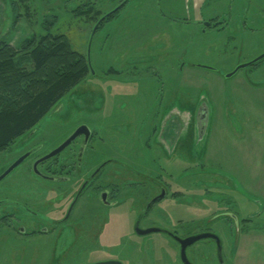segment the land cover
I'll list each match as a JSON object with an SVG mask.
<instances>
[{
  "label": "rangeland",
  "instance_id": "rangeland-1",
  "mask_svg": "<svg viewBox=\"0 0 264 264\" xmlns=\"http://www.w3.org/2000/svg\"><path fill=\"white\" fill-rule=\"evenodd\" d=\"M120 1L5 0L0 45L18 50L26 41L52 34L64 36L75 52L90 58V73L37 125L39 136L48 141L44 147L55 146L87 123L100 135L119 139V144H106L108 151L130 163L129 153L137 145L122 142L138 135L128 129L131 117L147 114L159 102L163 110L176 109L185 131L177 151L168 149L162 162L167 172L183 178L184 196L168 197L161 212L167 209V218H181L182 236L207 230L219 235L223 264H264V59L228 77L264 53V0H132L92 37L98 21ZM199 106V123L205 126L193 134L187 128L195 124ZM205 106L207 118L201 110ZM23 137L0 153V172L18 156ZM28 166L0 183V198H17L18 184L27 183L22 176ZM114 169L109 166L105 172ZM80 210L88 220L95 208L84 205ZM124 214L101 221V239L87 233L76 241L75 252L87 250L80 259H68L64 252L53 257V248L26 245L2 227L0 264H83L102 258L97 248L120 244L130 233V217ZM91 228L85 224L76 231ZM75 238L70 232L61 243ZM151 239L176 246L165 235ZM187 256L192 264H221L211 239L190 246ZM134 260L132 264H149ZM150 264L156 262L150 259ZM160 264L183 263L174 254Z\"/></svg>",
  "mask_w": 264,
  "mask_h": 264
},
{
  "label": "flooded vegetation",
  "instance_id": "flooded-vegetation-1",
  "mask_svg": "<svg viewBox=\"0 0 264 264\" xmlns=\"http://www.w3.org/2000/svg\"><path fill=\"white\" fill-rule=\"evenodd\" d=\"M130 2L132 0H121L103 17L108 16L105 20L115 17ZM5 14V0H0V20ZM159 103L154 110L152 104L147 114H135L130 120L135 123L128 125L129 128L126 126L130 132L135 129L138 134L135 140L125 138L122 142H128L131 146L135 143L137 145L133 153H129V159L132 158L130 163L125 162L122 156L115 157L113 151H108L106 144H119V139L100 135L101 133L96 129L92 130L87 123H80L49 149L44 147V143L48 141L44 140L45 136H39L38 127L30 130L18 143V156L0 172L1 176L24 157L25 159L3 180L21 166L29 165L22 176L27 183L23 184L24 187L18 184L17 198H0V208H3L0 212V228L13 230L26 245L53 248V257L61 256L64 252V257L68 259H80L87 250L75 252L76 241L86 238L87 233L90 237L101 239L102 231L97 232L101 221L104 218L111 220L114 214L124 212V216L130 217V221H127V225H131L130 233L120 239V244L117 241L114 246L107 243L101 250L97 248L96 252L103 251L102 258L83 264H132L136 257L141 262L147 260L150 264L151 259L160 264L166 258L171 260L174 254L182 261L180 240L195 235L182 236L181 218H167V209L161 212V203L170 196H184V184L181 183L183 178L167 172L162 159L168 149L174 150V153L177 151L185 128L180 112L176 109L163 110L161 102ZM121 105L126 107L124 103ZM199 110L200 106L195 111V124L187 128H191L193 134L195 131L197 134L202 133L205 126L199 123ZM96 122H92L93 125H96ZM79 128L81 133L77 138L62 151L46 159ZM149 130L151 137L142 135ZM110 152L112 155H109ZM11 154L12 152L7 153ZM103 155L104 158H100ZM95 159L100 162L95 163ZM109 166L115 168L111 173L105 172ZM192 187L198 188L196 185ZM84 205L87 210L90 207L95 208L88 220L84 211L80 210ZM85 224L92 225L89 232L87 229L76 231ZM73 231L76 237L74 241L69 244L61 243V238L64 240L65 236ZM204 233L211 232L207 230L199 234ZM154 234L165 235L175 242L176 246L173 247L169 242L166 244L159 239H151ZM69 248L70 251L65 252ZM123 249H126V252L117 251ZM93 251L94 249L92 253Z\"/></svg>",
  "mask_w": 264,
  "mask_h": 264
},
{
  "label": "trees",
  "instance_id": "trees-1",
  "mask_svg": "<svg viewBox=\"0 0 264 264\" xmlns=\"http://www.w3.org/2000/svg\"><path fill=\"white\" fill-rule=\"evenodd\" d=\"M89 73L87 57L64 36L31 39L18 50L1 44L0 153L34 129Z\"/></svg>",
  "mask_w": 264,
  "mask_h": 264
},
{
  "label": "water",
  "instance_id": "water-1",
  "mask_svg": "<svg viewBox=\"0 0 264 264\" xmlns=\"http://www.w3.org/2000/svg\"><path fill=\"white\" fill-rule=\"evenodd\" d=\"M108 16H104L102 17L98 23L95 25V28L93 30V33H92V37L94 36L95 32L97 31V29L99 28L100 24L107 18ZM206 25H209V23H206ZM92 41V39H91ZM91 44V43H90ZM262 59H264V53L262 55H260L258 58H256L255 60L251 61L250 63L248 64H244V65H241L239 66L232 74L228 75V77H231L232 75H234L239 69H243V68H246L248 66H251V65H254L256 64L257 62L261 61ZM88 63H89V66L91 68V64H90V58L88 57ZM204 112H205V115L204 117L207 118V108L206 106L205 107H202V109ZM81 133V128H79L74 134L73 136L66 142L64 143L62 146H60L55 152H53L52 154H50L49 156L46 157L49 158L51 157L52 155H55L57 153H59L60 151H62L67 145H69V143H71L75 138H77ZM25 159L22 158L18 161H16L9 169L6 170V172H4L1 176H0V182L7 176L9 175L23 160ZM206 239H211V240H214L216 245H217V251H218V258L221 262V264L224 263L223 261V243H222V240L221 238L216 235V234H213V233H204V234H199V235H195V236H192V237H189L187 239H184V240H180L181 243H182V251H181V259H182V262L183 264H192L188 257H187V253H186V250L189 246H192L194 245L195 243H197L198 241H201V240H206ZM102 264H107V263H102ZM108 264H116L114 262H110Z\"/></svg>",
  "mask_w": 264,
  "mask_h": 264
}]
</instances>
